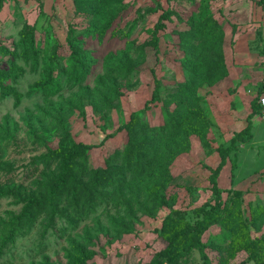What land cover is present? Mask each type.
<instances>
[{
	"label": "rangeland",
	"instance_id": "rangeland-1",
	"mask_svg": "<svg viewBox=\"0 0 264 264\" xmlns=\"http://www.w3.org/2000/svg\"><path fill=\"white\" fill-rule=\"evenodd\" d=\"M167 8L179 18L164 22L156 53L144 45ZM98 9L99 17L88 0H8L0 12V69L7 72L14 63L24 69L16 81L0 82V190L10 192L0 198V222L18 215L26 197L42 194L55 168L49 169L39 158L58 147L63 129L74 142L96 146L87 152L86 166L103 168L115 152L126 148L129 135L122 131L107 136L127 123L131 114L151 127L165 124L179 106L181 86L187 84L195 86L194 97L207 122L195 128L187 150L169 166L167 196L173 197L175 209L193 220L195 209L214 202L210 177L220 162L218 150L228 148L246 127L251 102L264 82L262 5L250 0H106ZM210 16L223 30L221 48L228 74L214 86L200 85V79L190 77L191 68L185 65L179 45V32L187 29L188 18ZM24 24L36 32L40 58L34 68L4 51L13 50ZM237 34L246 35L243 49L235 47ZM68 36L75 46L91 52L93 64L84 79L68 73ZM48 78L54 82L48 90H31ZM156 81L159 100L151 103ZM3 85L13 87L18 97L5 93ZM216 180L223 198L233 191L240 193L236 203L264 264V120L257 115L249 136L236 143ZM114 202L99 206L75 228L69 227V214L50 224L42 212L28 234L13 244L3 247L0 235V264H69L76 247L94 254L88 264H152L164 246L157 232L171 205L147 217L135 208L122 207L123 198ZM203 241L210 264H259L245 250L231 257L235 233L223 226H212ZM181 264H202V260L194 252Z\"/></svg>",
	"mask_w": 264,
	"mask_h": 264
},
{
	"label": "trees",
	"instance_id": "trees-1",
	"mask_svg": "<svg viewBox=\"0 0 264 264\" xmlns=\"http://www.w3.org/2000/svg\"><path fill=\"white\" fill-rule=\"evenodd\" d=\"M8 0H0V12ZM89 6L99 17L98 7L104 6L106 0H88ZM169 1V0H167ZM257 5L264 3L250 0ZM172 16H179L170 8L162 13L154 25L153 37L144 46H151L158 52L159 31L164 29V22ZM187 29L179 32V45L183 47L185 65L191 68L190 77L200 79L199 83L214 86L227 77V68L222 51L223 30L216 19L211 16L203 19L188 18ZM99 21H95V27ZM96 31L92 30V34ZM70 36V35H69ZM68 36V37H69ZM67 45L71 52V67L69 75L78 79L86 78L93 64L91 52L84 47L75 46L67 38ZM17 60L31 63L32 68L39 64L40 55L36 49V32L33 26L24 24L18 42L13 45V50L4 49ZM23 68L14 63L9 71L0 69V82L5 79L16 81L23 74ZM51 78L42 79L32 86V91L48 90L53 86ZM5 86V85H3ZM193 87L189 84L180 88L177 96V109L165 124L151 127L136 120L137 114H131L127 123L120 125L116 132L107 138L114 137L117 133H128L127 146L122 151L115 152L106 160L103 168L90 169L86 166L87 152L94 145L76 143L69 132L63 129L61 140L56 149H49L39 158L49 169L55 168L52 176L43 185V192L38 196L32 195L24 199V205L18 215L11 216L7 221L0 222V235L3 247L13 244L20 236L28 234L42 212L48 216L49 223L56 218H64L69 214L70 228L96 212L99 206H109L116 199L123 198L122 207L135 211L147 217H153L155 212L171 205V210L164 216L157 232L162 240L163 248L154 255L152 264H181L194 252L200 255L202 264H210L205 254L206 245L203 236L212 226H223L235 233V248L231 254L234 257L237 251L245 250L253 259L257 260L256 243L249 239V229L242 210L236 200L240 193L233 191L223 198V191L219 189L217 176L226 163L228 154L235 149L238 142H244L249 136L251 120L260 112L257 99L264 95V82L257 87L256 97L251 102V113L248 115L246 127L232 140L231 145L219 148L220 162L212 171L210 183L214 196L213 204H205L193 211L194 220L187 214L175 209L172 205L173 197L167 196V187L171 183L169 166L178 155L187 150V139L197 126H203L207 120L201 106L194 97ZM6 93L11 92L18 97L11 86L3 87ZM159 100V82L151 96V103ZM141 181V182H140ZM3 190V189H2ZM0 190V198L7 196ZM126 193L128 197L126 199ZM121 202L117 201L116 206ZM129 229V224H123ZM264 240V238H263ZM93 253L84 247H76L70 253L69 264H88L93 258ZM257 263L263 264L258 259Z\"/></svg>",
	"mask_w": 264,
	"mask_h": 264
},
{
	"label": "crops",
	"instance_id": "crops-1",
	"mask_svg": "<svg viewBox=\"0 0 264 264\" xmlns=\"http://www.w3.org/2000/svg\"><path fill=\"white\" fill-rule=\"evenodd\" d=\"M261 14L262 15H264L263 14V11L261 12ZM245 37V38H244ZM228 38V37H227ZM244 39H246V35H244V36H241V34H237V35H234V40H237L236 42H235V47L237 48H239L240 47V49L242 48L243 49V43H245L246 45H247V43L245 42V40ZM244 41V42H243ZM240 53V52H239ZM248 117V116H247ZM247 119V118H246ZM242 131V130H241Z\"/></svg>",
	"mask_w": 264,
	"mask_h": 264
},
{
	"label": "built area",
	"instance_id": "built-area-1",
	"mask_svg": "<svg viewBox=\"0 0 264 264\" xmlns=\"http://www.w3.org/2000/svg\"><path fill=\"white\" fill-rule=\"evenodd\" d=\"M258 104L260 105V112L258 113L257 117L260 120H264V95L257 99Z\"/></svg>",
	"mask_w": 264,
	"mask_h": 264
}]
</instances>
